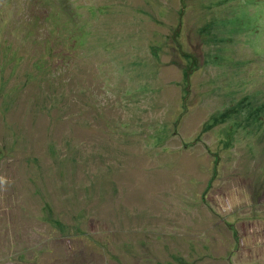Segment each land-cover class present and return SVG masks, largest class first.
<instances>
[{
    "label": "rangeland",
    "instance_id": "374dc122",
    "mask_svg": "<svg viewBox=\"0 0 264 264\" xmlns=\"http://www.w3.org/2000/svg\"><path fill=\"white\" fill-rule=\"evenodd\" d=\"M183 260L264 264V0H0V264Z\"/></svg>",
    "mask_w": 264,
    "mask_h": 264
},
{
    "label": "trees",
    "instance_id": "16d2710c",
    "mask_svg": "<svg viewBox=\"0 0 264 264\" xmlns=\"http://www.w3.org/2000/svg\"><path fill=\"white\" fill-rule=\"evenodd\" d=\"M47 118H48V116H47ZM134 255L136 256V255H140V254H134ZM67 260H69V258H68ZM177 264H186V263H185V261L183 260V261H181L180 263L178 262ZM187 264H189V263H187Z\"/></svg>",
    "mask_w": 264,
    "mask_h": 264
}]
</instances>
